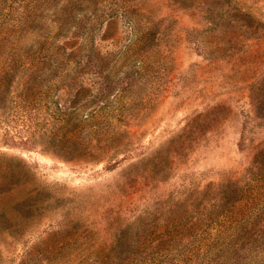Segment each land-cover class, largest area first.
<instances>
[{"label": "rangeland", "instance_id": "374dc122", "mask_svg": "<svg viewBox=\"0 0 264 264\" xmlns=\"http://www.w3.org/2000/svg\"><path fill=\"white\" fill-rule=\"evenodd\" d=\"M209 1L0 0V264H116L137 249L142 260L154 234L221 210L245 177L241 138L264 134L249 88L264 77V0H232L252 13L253 33L236 37L200 19ZM128 4L141 7L133 20ZM218 104L173 162L171 139ZM72 122L111 137L113 155L65 157L78 143L48 138Z\"/></svg>", "mask_w": 264, "mask_h": 264}, {"label": "trees", "instance_id": "16d2710c", "mask_svg": "<svg viewBox=\"0 0 264 264\" xmlns=\"http://www.w3.org/2000/svg\"><path fill=\"white\" fill-rule=\"evenodd\" d=\"M232 2V0H225L228 7H225L224 0L205 2L207 6H203L200 19L214 21L216 16L219 17V21L227 22L226 28H222V30L234 37L246 33L252 34L253 25L250 23L252 13L243 10L239 5L231 6ZM123 6V14L130 20L134 19L133 14L139 12L141 8L139 4L133 10H131L130 4ZM260 24L258 23V26L264 27V23ZM215 25L217 26V23ZM218 33L221 34V31ZM253 39L257 40L255 44L263 42L264 32H259L258 36ZM75 52L73 49L70 55ZM71 57L75 58V56ZM68 59L70 58L68 57ZM257 59H259V63L264 62V52H259ZM55 60L53 63L58 62V58ZM80 63L78 61L77 64L80 65ZM249 88L252 91L250 114L254 120H262L263 124L260 127L264 131V114L262 113L264 110V77L262 79L255 78L249 84ZM223 109H225L224 105L218 104L208 111L198 114L188 121L178 135L171 139L170 152L173 162H177L182 153L202 139L206 129L205 125H210L212 120H218L216 115ZM226 121L227 119H224V122ZM78 125V123L72 122L74 132L70 135L52 136L48 139L58 143L63 141L78 143L77 146L74 145L70 150L64 151L65 157L102 160L113 155L114 152L107 144L112 139L111 137L102 139L93 135L81 137L75 132ZM241 146L248 148L249 151L245 177L233 179L237 189L226 194L223 200L220 199L223 202L221 210L217 214L207 213L204 215L202 212L191 224L184 223L182 230L154 234L162 239V243L155 247L145 259L139 258L142 250L137 249L132 250L125 257L117 254L116 258H119V261L116 264H241L251 260L256 264H264V134L258 140L243 136ZM241 180H245L243 182L245 184L238 187ZM238 209L239 211H236ZM242 209H244L243 212H241ZM185 217L189 216L185 214ZM209 225H216L213 226L216 229L214 234ZM175 241H179L181 244L184 242V245L179 243L173 245ZM155 256H163V259L159 260Z\"/></svg>", "mask_w": 264, "mask_h": 264}]
</instances>
